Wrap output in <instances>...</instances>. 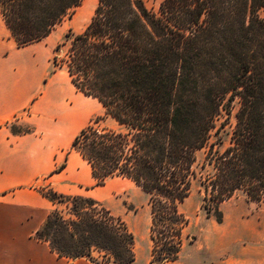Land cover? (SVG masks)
Wrapping results in <instances>:
<instances>
[{
    "label": "trees",
    "instance_id": "16d2710c",
    "mask_svg": "<svg viewBox=\"0 0 264 264\" xmlns=\"http://www.w3.org/2000/svg\"><path fill=\"white\" fill-rule=\"evenodd\" d=\"M80 2L0 0V16L24 47L46 38ZM263 8L264 0H162L154 11L143 0H97L84 29L65 35V58V41L53 49V70L64 68L116 124L90 120L70 150L89 165L95 186L117 177L147 196L148 264L178 260L188 224L179 206L194 182L217 223L220 204L237 192L264 201ZM235 101L223 141L228 118L220 119ZM14 122L6 124L12 134L32 133ZM39 192L54 209L34 238L58 257L133 264L134 236L119 216L92 198Z\"/></svg>",
    "mask_w": 264,
    "mask_h": 264
},
{
    "label": "crops",
    "instance_id": "0c3cea01",
    "mask_svg": "<svg viewBox=\"0 0 264 264\" xmlns=\"http://www.w3.org/2000/svg\"><path fill=\"white\" fill-rule=\"evenodd\" d=\"M41 49V41L17 47L0 16V264H92L58 257L34 238L54 209L39 189L96 195L90 167L70 150L68 133L74 121L86 122L101 109L96 99L72 86L64 68L49 71ZM24 109L28 115L20 118ZM12 120L30 125L32 133L12 134L6 125ZM228 234L218 251L182 256L183 246L173 264H264V234L258 228L245 233L234 227Z\"/></svg>",
    "mask_w": 264,
    "mask_h": 264
},
{
    "label": "rangeland",
    "instance_id": "374dc122",
    "mask_svg": "<svg viewBox=\"0 0 264 264\" xmlns=\"http://www.w3.org/2000/svg\"><path fill=\"white\" fill-rule=\"evenodd\" d=\"M161 1L143 0L145 6L154 11L157 10ZM96 4L97 0H81L80 5L73 9L71 15L64 18L46 38L41 40V52L44 54L43 62L48 66L49 71L53 70L51 58L54 47L65 41V35L68 32L77 34L84 29L93 14ZM258 16L264 20V8L258 12ZM67 46L68 41H65V46L60 53L61 58H65ZM237 106V101H235L230 114H223L220 119V121H223L228 118V123L221 132L223 141L228 139L231 126L235 121L234 113L237 110ZM27 115V109L19 112L20 118H26ZM34 117L36 120L39 119V115ZM94 118L99 119L100 126L116 128L115 122L105 117L102 107L99 115ZM94 118L86 122L83 119L74 121L68 133L71 135L69 141L71 142L73 137ZM10 122H14V120ZM77 122L83 123L72 133V128ZM14 123L15 129L18 131L27 128L32 129L30 125L24 122L15 121ZM63 142L64 140L61 137L59 144L63 146ZM198 158L199 160L202 159V153H199ZM94 187L96 195L92 199L102 204L113 215L119 216L132 232L134 236L133 252L136 260L134 264H147L150 247L148 240L149 207L147 205V196L130 181L117 177L107 178L103 185H94ZM202 195L199 183L194 182L190 195L179 206L180 212L188 220V224L184 228L182 256L203 252L206 248L213 252L220 250L221 247L226 245L227 235L234 227L237 232L243 231L245 233L255 227L264 234V201L255 203L249 200L242 192H237L230 200L220 204L219 210L222 214V221L217 223L212 217H207L201 208ZM57 208L62 210L63 213L66 211L64 205H58ZM236 221L241 222L239 227H236ZM193 237L194 240H192Z\"/></svg>",
    "mask_w": 264,
    "mask_h": 264
},
{
    "label": "bare ground",
    "instance_id": "6f19581e",
    "mask_svg": "<svg viewBox=\"0 0 264 264\" xmlns=\"http://www.w3.org/2000/svg\"><path fill=\"white\" fill-rule=\"evenodd\" d=\"M82 123H83V122H77V123L75 124V126L72 128V131H71V132L74 133V131L77 130V129L82 125Z\"/></svg>",
    "mask_w": 264,
    "mask_h": 264
}]
</instances>
